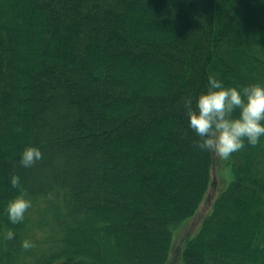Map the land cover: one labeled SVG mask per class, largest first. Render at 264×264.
Listing matches in <instances>:
<instances>
[{
    "label": "trees",
    "instance_id": "trees-1",
    "mask_svg": "<svg viewBox=\"0 0 264 264\" xmlns=\"http://www.w3.org/2000/svg\"><path fill=\"white\" fill-rule=\"evenodd\" d=\"M210 75L264 84V0H0V264H171L213 184ZM228 166L181 264H264V137Z\"/></svg>",
    "mask_w": 264,
    "mask_h": 264
},
{
    "label": "clouds",
    "instance_id": "clouds-1",
    "mask_svg": "<svg viewBox=\"0 0 264 264\" xmlns=\"http://www.w3.org/2000/svg\"><path fill=\"white\" fill-rule=\"evenodd\" d=\"M189 127L201 138L200 147L209 149L221 159H228L234 152L248 144H257L264 137V84H250L242 88L224 85L216 75L208 78L207 90L196 98L195 108L192 100L186 101ZM42 158L38 147L24 149L20 163L29 167ZM20 182L18 175L10 178L13 187ZM30 201L23 195L11 199L7 205L9 219L19 222L24 218ZM14 234L9 232L11 238ZM29 247V242H24Z\"/></svg>",
    "mask_w": 264,
    "mask_h": 264
},
{
    "label": "rangeland",
    "instance_id": "rangeland-1",
    "mask_svg": "<svg viewBox=\"0 0 264 264\" xmlns=\"http://www.w3.org/2000/svg\"><path fill=\"white\" fill-rule=\"evenodd\" d=\"M212 157H213V166H212L213 184L209 190V197L203 203L198 216H196L192 221L188 222L185 226H183V224L186 223V221H184V223L180 224L174 230V238H175L177 232L183 226L182 234L180 233L177 234L178 237L176 239V242L174 243L171 264H181V254L186 245V237H187L186 235H193L198 231L203 219H205V217L212 209L213 202L216 199L217 195L225 186H227V184L230 183L232 179L230 167L228 166L224 169V164L228 162V159L225 160L219 158L214 151ZM45 206H46L45 204L42 205L43 208Z\"/></svg>",
    "mask_w": 264,
    "mask_h": 264
}]
</instances>
